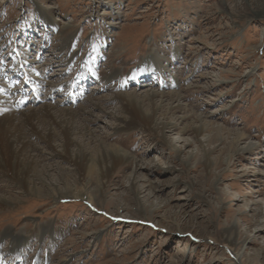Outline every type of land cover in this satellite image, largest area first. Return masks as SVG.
Wrapping results in <instances>:
<instances>
[{
  "label": "rangeland",
  "instance_id": "1",
  "mask_svg": "<svg viewBox=\"0 0 264 264\" xmlns=\"http://www.w3.org/2000/svg\"><path fill=\"white\" fill-rule=\"evenodd\" d=\"M151 53L160 63L138 69ZM142 74L147 83L134 84ZM2 87L19 111L72 105L92 135L135 158L109 180L83 172L89 201L65 187L79 174L61 149L35 140L46 184L65 199L0 181L15 201L0 212L2 264H264V0H0ZM138 89L179 93V119L191 109L253 149L231 157L196 138L191 120L165 139L114 131L116 95Z\"/></svg>",
  "mask_w": 264,
  "mask_h": 264
},
{
  "label": "bare ground",
  "instance_id": "2",
  "mask_svg": "<svg viewBox=\"0 0 264 264\" xmlns=\"http://www.w3.org/2000/svg\"><path fill=\"white\" fill-rule=\"evenodd\" d=\"M33 39L35 38H28L30 41ZM27 47L28 45H26ZM157 62L160 63L151 53L145 58V63L139 65L138 69L151 67L152 63L156 64ZM20 73L25 76L26 69L20 70ZM139 75H136L135 80L138 78L137 81L143 86L149 80L150 75L142 78ZM111 78L109 77L108 80ZM139 82L135 81L134 84ZM38 86L39 81L31 79L29 75L28 88L33 92V96L41 93ZM1 91L6 94L0 96V100H2L0 103L2 106L0 108V181L10 184L12 192L15 189L24 193L25 196H42L45 192L43 188L46 187L51 192L50 194L56 196V199H65L59 191H56V186L46 184L45 179L49 177L50 173L47 165L39 158V146L35 145V140H40L45 144L49 143L50 148L61 149L63 156L60 155V157L70 161L79 174L76 184L70 185L68 182L69 184H65V187L72 189L71 191L75 195L82 198L87 196L89 201L95 196L88 192L90 186L87 180L82 179L83 172L97 173L104 181L111 173L113 174L117 167L134 162L133 155L124 149L117 145L106 144L102 136L92 135L82 124L81 110L72 109V105L65 109H54L46 104L41 110L32 108L29 111H19L17 107L13 106L11 100L6 101L10 91L4 87ZM26 96L21 99H25ZM116 96L121 106V112L115 117L114 131L140 130L142 133L149 131L161 135L162 139H165L168 132L175 128L177 123L174 124V121L187 122L191 120L195 123L191 133L196 138L200 136L206 138L205 141L208 144L215 142L227 145L231 149V157L243 155L253 149L251 145L244 149L239 148V144L245 138V135L241 134L239 130H226L222 126L214 128L211 122L206 121L202 115L196 114L191 109H188L190 115L179 119L177 113L183 110V99L177 92L165 93L159 89L146 91L138 89L133 93H121ZM90 105L83 109L91 112L98 107L97 104ZM184 111L187 110L184 109ZM187 129H184L183 132H186ZM206 133H210V135L206 137ZM87 143H95L93 151L87 150ZM136 167H139L138 162L135 163ZM78 188L79 191H77ZM131 190L135 193L140 208H143L136 189L135 177L132 180ZM11 191L7 187L2 192L0 189V212L10 210L14 204L15 201L6 197L7 194L12 196ZM18 242L19 238L15 236L13 244L17 245ZM1 253L0 251V262L3 261ZM236 257L240 261L242 254L238 252Z\"/></svg>",
  "mask_w": 264,
  "mask_h": 264
}]
</instances>
